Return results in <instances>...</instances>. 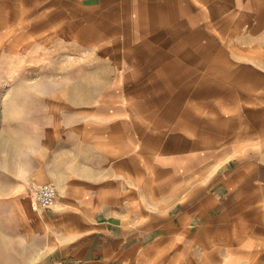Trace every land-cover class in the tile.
<instances>
[{"label":"crops","instance_id":"obj_1","mask_svg":"<svg viewBox=\"0 0 264 264\" xmlns=\"http://www.w3.org/2000/svg\"><path fill=\"white\" fill-rule=\"evenodd\" d=\"M3 10L16 30L44 25L93 48L108 69L92 77L109 79L79 90L90 100L46 106L26 178L58 195L51 207L23 202L45 235L24 264H264V0H0Z\"/></svg>","mask_w":264,"mask_h":264},{"label":"rangeland","instance_id":"obj_2","mask_svg":"<svg viewBox=\"0 0 264 264\" xmlns=\"http://www.w3.org/2000/svg\"><path fill=\"white\" fill-rule=\"evenodd\" d=\"M3 11L0 15V231H5L3 241L8 254L0 264H24L45 239L43 233L33 231L23 218V202L34 197L38 185L29 183L26 173L35 166L33 159L39 152L43 130L50 122L46 106L90 100L93 95L80 94L79 90L108 85L109 79L92 77L105 75L108 69L100 63L93 48L64 43L56 37V31L43 30L44 25L33 31L16 30L12 10ZM85 38L89 39L88 34ZM219 257L211 254L206 257L207 263L220 264L212 261ZM164 264L173 263L166 258ZM180 264H205V258L200 263L199 259L195 262L192 257L182 255Z\"/></svg>","mask_w":264,"mask_h":264},{"label":"built area","instance_id":"obj_3","mask_svg":"<svg viewBox=\"0 0 264 264\" xmlns=\"http://www.w3.org/2000/svg\"><path fill=\"white\" fill-rule=\"evenodd\" d=\"M57 188L52 183H41L34 190V198L41 207H51L57 201Z\"/></svg>","mask_w":264,"mask_h":264}]
</instances>
